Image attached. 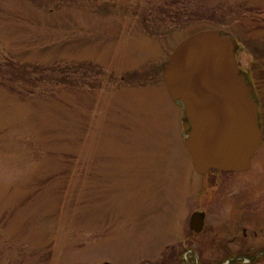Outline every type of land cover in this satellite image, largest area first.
Segmentation results:
<instances>
[{
    "label": "rangeland",
    "instance_id": "rangeland-1",
    "mask_svg": "<svg viewBox=\"0 0 264 264\" xmlns=\"http://www.w3.org/2000/svg\"><path fill=\"white\" fill-rule=\"evenodd\" d=\"M211 28L264 81V0H0V264H176L191 209L264 212V140L204 190L164 80Z\"/></svg>",
    "mask_w": 264,
    "mask_h": 264
},
{
    "label": "water",
    "instance_id": "water-1",
    "mask_svg": "<svg viewBox=\"0 0 264 264\" xmlns=\"http://www.w3.org/2000/svg\"><path fill=\"white\" fill-rule=\"evenodd\" d=\"M164 80L183 107L189 125L183 141L196 172L248 169L262 137L259 104L232 34L211 28L188 35L171 53ZM203 221L192 215L193 227Z\"/></svg>",
    "mask_w": 264,
    "mask_h": 264
},
{
    "label": "flooded vegetation",
    "instance_id": "flooded-vegetation-1",
    "mask_svg": "<svg viewBox=\"0 0 264 264\" xmlns=\"http://www.w3.org/2000/svg\"><path fill=\"white\" fill-rule=\"evenodd\" d=\"M257 99V97H256ZM182 121H184L183 133L189 129L188 122L185 119L184 113H182ZM259 125L262 130L261 142L256 149L252 159L256 157L258 151L262 148L264 140V109L259 104ZM243 171H222L218 169L213 170L212 173L217 176L222 172H246L251 168ZM196 171V170H195ZM209 172V171H208ZM200 174L206 178V182L203 183V189L212 188L213 184H208L210 174ZM199 174V173H198ZM211 181V180H210ZM220 189V188H219ZM210 190V189H208ZM222 195L223 202L230 197L227 195V191H219ZM211 194L216 192L212 191ZM216 197V196H215ZM214 198V197H213ZM244 193L239 196H234V200L230 203H243L244 207H248V200H244ZM229 201V200H228ZM215 209L214 219L210 220L209 210L194 209L189 211L190 218L185 222L186 226L180 227L178 236L183 238L176 239L179 242L178 245H172L173 250L169 254H162L161 257H171V263L183 264L184 261L193 259L196 264H258L264 261V212L261 208L256 207L255 211H251L249 208L244 209V213L241 210L232 211L228 215L221 208ZM240 207V206H239ZM237 207V208H239ZM255 212V213H253ZM197 213L198 217H203L204 221L201 224H195L194 227L191 224L192 215ZM255 214V216H253ZM224 219H226L224 221ZM200 227V228H199ZM199 228L200 230H197ZM189 229V231H187ZM185 234V235H184ZM160 255V254H159Z\"/></svg>",
    "mask_w": 264,
    "mask_h": 264
},
{
    "label": "trees",
    "instance_id": "trees-1",
    "mask_svg": "<svg viewBox=\"0 0 264 264\" xmlns=\"http://www.w3.org/2000/svg\"><path fill=\"white\" fill-rule=\"evenodd\" d=\"M254 90L260 107L264 109V81L260 78V81H254Z\"/></svg>",
    "mask_w": 264,
    "mask_h": 264
}]
</instances>
